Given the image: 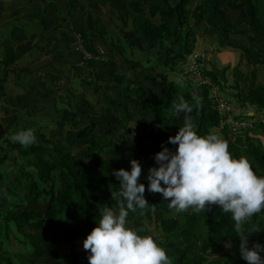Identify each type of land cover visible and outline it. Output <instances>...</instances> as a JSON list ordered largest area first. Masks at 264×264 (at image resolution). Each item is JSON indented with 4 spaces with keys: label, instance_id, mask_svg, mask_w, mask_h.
<instances>
[{
    "label": "trees",
    "instance_id": "16d2710c",
    "mask_svg": "<svg viewBox=\"0 0 264 264\" xmlns=\"http://www.w3.org/2000/svg\"><path fill=\"white\" fill-rule=\"evenodd\" d=\"M76 1L67 0L68 14L75 11ZM151 1L123 0L122 13L118 16L122 27L118 28L109 26L96 11L93 13V20L100 21L103 26L100 33L101 44L114 47L123 57V62H129L128 56L132 54L128 39L136 35L143 40L148 30L152 29L151 32L155 35L153 45L158 47L163 56L184 64L186 56L194 50L197 41L196 34L189 26V21L193 20L202 21L205 28L215 34L218 43L224 46L236 47L230 34L244 37L248 45L241 48L246 52V63L264 65V14H259L258 1L197 0L193 3L194 0H178L172 4L170 0H162L163 5L151 4ZM42 3L45 7L44 0ZM229 10L238 12L235 24L227 16ZM173 20L176 23L171 27L170 21ZM129 23L132 30H127ZM219 29L224 31V34H221ZM117 34L119 39L115 38ZM80 36L84 48L88 52L96 53L94 39L88 32L80 29ZM91 61L85 57L81 65L73 68L81 75L88 72L85 77L81 76L83 81L95 86L96 92L106 96L111 107L99 114H88L83 122L84 119L78 115L76 106L79 104L88 106V101L73 88L69 86L64 88L70 98L69 108L62 119L61 132L64 136L74 132V137L84 149L82 155L72 148H64L56 140L57 137H53L54 134L42 131L43 127L32 118L38 112L34 107L27 112L28 126H20L16 133L31 128L36 137L35 143L25 148L17 142L6 141L7 148L0 146V149L5 151L0 155V165L7 160L12 163L9 178L0 170V264H13V256L17 258L18 264H36L32 260H25L21 254L12 253L4 248V241L8 240L9 233H12L19 242L28 244L34 255L62 252V257H57L54 264H89L87 258L89 253L84 249H78L77 241L86 239L97 226L104 207L118 212L117 202L111 199V191H119L120 181L115 177L114 170L120 169V159L116 155L112 141L101 142L94 133V128L106 124L108 132L115 133L123 139L130 136L133 131L134 116L126 111L124 101H116L115 97L109 96L100 84L102 76L97 71L99 65L95 67ZM145 62L149 67L141 74L142 79L153 85L160 84L159 91L144 86L141 81L132 86L131 79L117 72L115 67L108 66V74L113 79L114 88L119 94L124 93L125 99L131 101L135 109L139 110L142 123L153 128L144 136L146 143L142 149L145 161L144 165H141L139 183H143L147 189L148 170L157 166L154 156L162 150V145L173 151L176 148L175 145L168 143V138L178 132L179 125L183 126L185 115L181 113L177 116L172 112L173 102H179L176 96L183 97L193 107L190 116L196 118L194 125L198 135H218L227 141L234 158H246L255 174L264 176V148L255 142L256 137L264 134V122L256 121L253 122L252 128L232 132L224 122L225 114L218 110L217 103L210 96L208 86L200 85L193 88L186 80H171L165 72L164 64L158 60L154 62L161 68L156 74L150 68L152 58L146 59ZM14 63V53L4 56L0 62L1 100L7 93L4 85L7 81L8 68ZM102 64L107 66L105 61H102ZM142 64L134 62L132 67H142ZM169 69L173 71L175 67L170 66ZM226 70L227 68H224L220 71L212 64L207 74L218 85V93L223 89H229L233 94L238 107L242 110V113L234 115V118L256 117L249 116L246 113L248 110L243 111L248 106L261 110L263 114L260 115H264V80L250 88L246 81L244 83L243 78L238 79L243 73L236 67L233 72L238 81L225 85ZM36 77L37 74L33 79L30 77V83ZM240 82L243 84L240 85ZM41 96L47 95L42 93ZM107 116H115L114 122L106 121ZM10 150L17 153V156L11 155ZM141 157L136 150L130 157L123 156V159L128 162L136 159L140 162ZM83 162L88 163L91 176L82 168ZM30 164L32 169L27 167ZM1 182L6 185L3 186ZM144 195L150 204L149 207L142 212L139 209L136 212L130 211L127 217L128 225L134 227L141 236H156L159 246L166 250L173 264H211L207 252L219 249L223 253L221 264H247L240 256V241L234 232V221L230 213H223L217 205H212L205 212L196 213L189 209L176 213L168 208V201L157 196L158 193L146 190ZM39 203L45 204V209L41 216H36V207ZM79 213L83 216L79 217ZM140 218L147 219L150 224L153 223L154 230H149ZM245 227H257L261 231L264 228V211L256 214ZM30 230H45L46 233L40 235ZM158 231L160 235L157 234ZM259 232L250 235L249 247L254 243L264 245V235L259 236ZM47 238L51 239L49 245L45 244ZM260 255L264 257V252Z\"/></svg>",
    "mask_w": 264,
    "mask_h": 264
},
{
    "label": "clouds",
    "instance_id": "9594fccd",
    "mask_svg": "<svg viewBox=\"0 0 264 264\" xmlns=\"http://www.w3.org/2000/svg\"><path fill=\"white\" fill-rule=\"evenodd\" d=\"M192 111L183 97L178 103L173 102V114H185L183 126L168 138L175 150L162 145L155 154L157 166L148 170L147 189L139 183L142 167L138 160L130 161V171L114 170L120 183L119 191H111V199L117 202L118 212L104 207L97 226L84 239L89 264H173L152 236H141L127 226L130 211L142 212L149 207L146 190L161 194L169 202L168 208L176 213L189 209L199 213L212 205L219 206L223 213L232 216L241 258L247 264H264L260 255L264 245L254 243L249 247L250 235L260 228L245 227L264 211V176H257L246 158H234L227 141L218 135H198L190 116ZM12 140L27 148L36 137L32 129H27L15 133Z\"/></svg>",
    "mask_w": 264,
    "mask_h": 264
},
{
    "label": "crops",
    "instance_id": "0c3cea01",
    "mask_svg": "<svg viewBox=\"0 0 264 264\" xmlns=\"http://www.w3.org/2000/svg\"><path fill=\"white\" fill-rule=\"evenodd\" d=\"M44 1L46 3L45 7L42 0H0V62L4 56L14 53L15 63L8 68L9 71L7 80L10 78V75L13 74L16 77L15 83L22 86L21 88L23 90V92H16V94H13L14 97L10 95L12 99L7 96V92L2 99V102H0V130L5 129L8 126V124L5 125L7 121L2 119V116L7 118L9 115V113L6 112L7 108L4 106L5 104H8L7 101L9 102L11 100L10 103L12 105L15 104L17 106L28 107L25 112L26 116L27 112L38 104L49 106L46 111L38 110L39 113H49L48 108L50 107L54 110L55 107H52L55 94L50 93L49 91L55 89L54 87L58 84L62 86L65 82L68 84V80H64L62 82V76H67L66 72H70L72 69L70 66L81 65L85 57H87V59H91V62L97 65L102 64V61L108 62L110 63V66L116 67L117 72L124 74L126 77L127 74L138 71H135V69L141 68L142 70H139V73L136 72L138 79L135 80L138 82L142 79L141 74L147 71L149 67V64H146L145 62L147 57L155 58L163 55L158 47L153 45V38L155 35L151 32L152 29L148 30L143 40L136 37V35H133L130 39H128L127 43L132 50V54L128 56L129 62H123V57L120 56L111 45L101 44L100 33L103 31V26L100 21H94V16L91 15H94L93 13L95 11L99 15L100 12L97 10H100V7L108 2V4L105 5L109 8L110 15L107 19L108 22L106 21V23H108L109 26L113 25L117 28L122 27L118 16L122 13L124 4L123 0H77L73 14L67 13V0ZM255 1H258V7L261 6L263 8L262 12H259V14H264V2L260 0ZM150 3L163 5L162 0H152ZM61 5L66 9V13L61 11ZM170 25L171 27H174L171 22ZM80 29L88 32L89 36L94 39L93 42L97 47L96 53L93 54L88 52L84 48L80 36ZM132 29V25L129 23L127 30ZM229 36L237 47H246V45H248L245 38L242 36L234 34H230ZM115 38L119 39L118 34ZM196 38L197 40H200L197 36ZM215 45L217 44L215 43L210 46V52L214 50ZM39 51H42L41 57L38 56L37 52ZM210 59L211 57L209 56L207 67L211 69L212 64L210 63ZM134 62L143 63L142 67H132ZM120 63L122 65V69L124 68L125 71H121L119 69ZM161 63L164 64V61H161ZM150 68H152V65ZM99 69V74H105L108 68L106 66L105 68L99 67ZM32 72L37 75H43L40 77L41 81L38 86H34L29 83ZM255 73L257 72L254 67L250 70L249 78L246 79V83L247 85L249 84L248 87L250 88L255 86L250 84V78L253 76L255 77ZM85 74L88 75V72L86 71ZM50 75L54 82L58 81V83H55L52 88H50V85L44 83L45 81H49L51 79ZM146 84H149V88H154L157 91V84L153 85L149 82H146ZM227 84L230 85L231 83L227 82ZM64 88L65 87H62V89ZM42 93H45L47 96L42 97ZM33 102L36 105L31 107ZM76 109H79L78 106H76ZM80 110H82V107ZM64 111L67 113L66 110ZM246 113L249 116L260 115L253 110H248ZM49 118L52 122H58V124L57 128L50 130L48 133L53 135L54 132H61L63 120L55 116V114L50 115ZM82 118L85 122V118ZM17 129L13 132L16 133ZM30 231L32 233L45 235L43 230ZM46 241L51 242V239L47 238ZM38 256L42 257L40 254L27 255V258L24 255L23 257L26 260H33L35 263L39 264L36 260H34L35 258H39ZM13 264L18 263L17 261H13Z\"/></svg>",
    "mask_w": 264,
    "mask_h": 264
},
{
    "label": "rangeland",
    "instance_id": "374dc122",
    "mask_svg": "<svg viewBox=\"0 0 264 264\" xmlns=\"http://www.w3.org/2000/svg\"><path fill=\"white\" fill-rule=\"evenodd\" d=\"M170 2L172 4H174L176 2V0H170ZM196 2H197V0H194L193 3H196ZM105 4H108V2H106ZM105 4H103L102 7H100V10L98 9L97 11L100 12L99 13L100 18L102 20H104L105 22L106 21L108 22L107 19H108L110 13H109V8H107V6ZM62 5H61V7H62ZM63 7H62L61 11H63V13H66V9ZM262 10H263V8L260 6L259 12H262ZM91 16H94V15H91ZM227 16L232 23H236L237 18H238V12L234 11V10H230L227 13ZM170 22L172 25H175V23H176L174 20L170 21ZM204 25L205 24H203L202 21L201 22L193 21V20L189 21V26L194 31L196 36L198 38H200V40L196 41L194 49L202 51L207 56H210L211 57L210 63L213 64L216 67V69L221 71L222 69L227 68L225 77H226V79H227L226 81L228 83L233 84L234 82L238 81L234 75V72H233L236 67H238L242 71L243 75L240 76L238 79L242 80V78H243L244 83H245L246 79L249 78V76H250V70L254 67H255V71L257 73H255L256 74L255 77L253 76L254 78L253 77L250 78V84L253 86V85H255L256 82H259V81L263 82V80H264V65H259V64L248 65L246 63V61H247L246 60V52L244 51L243 48L237 47V46L236 47L224 46V45L218 43L216 36H214V34L210 31V29H206ZM219 30H221V29H219ZM220 33L224 34V31L221 30ZM215 43L217 45H215L214 50L212 52H210V49H209L210 46L214 45ZM37 53H38V56L41 57L42 51H39ZM148 58H153V57H147V59ZM157 60L160 63H161V61H164L165 72H167L168 77L171 80L185 81V78L183 75V69H184L183 63L182 64L176 63L175 60H172V59L169 60V59L165 58L163 55L155 57L152 59V62H151L152 68L151 69L153 72H156V74L161 71V68L156 66V64H154V62H156ZM105 63H106L107 68H108L110 63H108V62H105ZM98 65L100 68L106 67V66H104V64H98ZM98 65L94 64L95 67H97ZM74 66H76V65L70 66L72 69L70 72H66L67 76H62V82L64 80H66V81L68 80L69 83L66 84V82H65L63 84V86L58 84L54 87L55 89L50 90L51 91L50 93L55 94L54 103H53V107H52V108L55 107L54 110H52L50 107V108H48L49 113L45 114L43 112H41V113L37 112V114H35L32 117L33 120H37L39 122V124L43 127V128L41 127L42 131H45L47 134H49L48 132L50 130L57 128V124L54 121L52 122V120H50L49 116L52 114H55V116L59 117L60 119H63V116L65 115L64 110H67L69 108L68 99L70 98V96H69V94L66 93V91L64 89H62V87L69 86V87L73 88L74 90L78 91V93H81L83 98L88 101V106L86 104H79L78 105L79 109L77 111H78V115H80L81 117L85 118L90 113L99 114L100 112L105 111L106 109L111 107V105L109 104V102L107 100V97L102 95L101 92H96L95 86L88 85L85 81H83V77H81V76L85 77L86 74L83 73L81 75L80 73H78L73 68ZM170 66L175 67V69L173 71L170 70L169 69ZM113 67H115V66H113ZM93 69H95V68H93ZM119 69L121 71H125L124 68L122 69L121 63L119 64ZM136 70H138V71H136ZM139 70H142V69L141 68L135 69V71L137 73H139ZM97 71L100 72V69H98V67H97ZM116 71H117V69H116ZM128 72H131V71H128ZM136 72H131V73L127 74V77L125 76L127 79L133 80L131 82L132 86H135L137 83V80H135V79H138ZM0 73H1V71H0ZM34 75H36V73L32 72L31 73L32 79L34 78ZM100 75L102 76V78L100 80V84H102V87L105 88V90L108 92L109 96H113V98L115 97L116 101H121V102L124 101L125 102L124 106H125L126 111H129L131 114H133V116H134V119L132 122L133 131L131 132L130 136L122 139L117 134L108 132V125L104 124V125L96 126L94 128L95 129L94 133H96V135H98L99 140L103 143L104 142L107 143L108 141H112V143L114 144L115 150H116V155L120 159V169L123 168L125 170L130 171L131 170V163H130V161L129 162L125 161L123 159V156H129L130 157L134 153V151L138 150V152L142 156L141 157L142 160L139 163H140V165H144L143 162L145 161V158L143 157V149H142L143 145L146 143V138L144 136L147 133L151 132L153 130V128L148 124L142 123L139 110L135 109V107L133 106V103L131 101H128L125 99L124 93L121 92L119 94L118 90L116 88H114L113 79L108 74V69H107V72L105 74L101 73ZM244 75H245V77H244ZM42 76H43L42 74L38 75V77H36L33 82L31 81V84L34 86L35 85L38 86L39 82L41 81L40 77H42ZM15 78L16 77L13 74L10 75V78L7 80V82L4 85L5 90L8 92L7 96L10 99H12L10 97V95L13 96V94H16V92H23V90L21 88L22 86L17 85L15 83ZM50 78H51V75H50ZM139 81H142L141 83L144 86L148 87L149 84H146L147 81H144L142 79ZM29 83H30V81H29ZM44 83L50 85V88H52L55 83H58V81L54 82V80L51 78L49 81H45ZM239 84L242 85L243 83L240 82ZM225 85H228V84L226 83ZM246 85H247V83H246ZM243 87H244V85H243ZM133 88L134 87H132V89ZM159 90H160V84H157V91H159ZM231 92L234 93L235 90H231ZM218 94L222 99L228 101L231 104L232 109L238 107V105L235 101V98H234L233 94L230 93L229 89H223L222 92L219 91ZM179 98H180L179 96H176V99L178 101H179ZM10 101L9 102L7 101L8 104L4 105L5 108H7L6 112L9 113L8 117L5 118L4 116H2L3 117L2 119L4 121H7L5 123V125L8 124V126L5 129L0 130V146H3L5 148H7L6 141H10L12 143H15L12 140V136L15 134L13 131L15 129H17L19 126H28V123L26 122L27 116L25 114L26 109H28V107L17 106L15 104L12 105L10 103ZM0 102H2L1 99H0ZM35 105L36 104L33 102L31 104V107L35 106ZM47 107H49V106H43L41 104H38L34 108H36L37 111L38 110L39 111H46ZM81 107H82V110H80ZM246 110H253L257 114H263V112L261 110H259V109L256 110L254 107H251V106H248L246 109H243V111H246ZM114 115L116 116V113H114ZM13 116H15V118H13ZM115 116H107L105 118V120L113 123ZM259 116H261V115H258V116L256 115V117H259ZM192 121H193V123H195L196 118L192 117ZM179 127H180V125L178 126V129H179ZM218 133L219 132H216V134H218ZM54 136L57 137L56 140H58L59 144L62 145L64 148H72L74 150H77L79 155H82L84 149L80 147L77 138L74 137V132H71L70 134H68L66 136H64L61 132H54L53 137ZM230 136H234V134H230ZM255 142L260 147L264 148V134H260L258 137H256ZM241 146L243 147V145H241ZM4 152L5 151L3 149H0V155L4 154ZM10 153H11V155L17 156V153H14L13 150H10ZM81 166L84 169V171L89 176H91L92 172L90 170L88 163L83 162V163H81ZM27 167L29 169L33 168L31 164ZM0 170L6 174L5 175L6 177L9 178L10 177L9 172L12 170V163L9 160L5 161L3 164L0 165ZM1 183L3 186L6 185L3 182H1ZM107 193L108 192H106V195H108ZM157 196L162 197V195L159 193ZM44 209H45V204L39 203L38 206L36 207L35 215L41 216L44 212ZM78 216L82 217L83 214L79 213ZM140 221L141 222L144 221V223L148 226L149 230H154L153 223L150 224V222L147 219L145 220L143 218L142 219L140 218ZM127 226L134 228V227L128 225V223H127ZM44 231H43V233H46V231L45 232ZM157 234L160 235V231H158ZM262 235H264V228L259 232V236H262ZM152 237L155 239V241L158 244V239H156V236H152ZM66 241H68V239H66ZM83 241H84V238L79 239L77 241V248L80 250L84 249L83 248ZM45 244L49 245L50 242L45 241ZM4 248L7 251H11L12 253L21 254L22 256L25 255V257L27 255H32L30 246L28 244H23V243L19 242L12 233H9L8 240L4 241ZM65 250H67V248ZM207 255L209 257V261L211 264H221V262L223 261V253H222L221 249H219L217 251L210 250V252H207ZM38 257L39 258H35L34 260H36L39 264H51V263L54 264L55 261L57 260V257H62V252L61 253L58 252V254H56L54 252V253H51L49 255H42V257H40V256H38ZM13 261H17V263H18V260H17V258H15V256H13ZM28 261H31V260H28Z\"/></svg>",
    "mask_w": 264,
    "mask_h": 264
},
{
    "label": "built area",
    "instance_id": "2783aa9c",
    "mask_svg": "<svg viewBox=\"0 0 264 264\" xmlns=\"http://www.w3.org/2000/svg\"><path fill=\"white\" fill-rule=\"evenodd\" d=\"M208 60L209 56L204 52L195 49L186 56L183 75L190 86L193 88L200 85H206L209 87L210 96L217 103L218 110L225 114L224 122L228 124L232 132H240L246 128H252L253 122L256 121L264 122V115L252 119L234 118V115L241 114L242 110L239 107L232 109L231 104L219 96L218 85L214 82L212 77L207 74V70L210 69L207 67Z\"/></svg>",
    "mask_w": 264,
    "mask_h": 264
}]
</instances>
